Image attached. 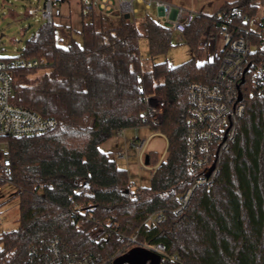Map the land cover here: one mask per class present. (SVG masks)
I'll return each mask as SVG.
<instances>
[{"label":"trees","instance_id":"1","mask_svg":"<svg viewBox=\"0 0 264 264\" xmlns=\"http://www.w3.org/2000/svg\"><path fill=\"white\" fill-rule=\"evenodd\" d=\"M172 1V0H167ZM264 0H231L216 11H199L181 33L191 49L175 65L142 66L138 39L145 37L151 55L165 53L172 29L143 11L116 20L94 13L83 20L80 43L61 46L55 25L41 23L17 56L41 58L32 68L12 71L11 101L43 116H54L49 132L3 137L8 143L10 182L17 199L18 224L0 231V264H21L32 246L57 236L78 253L109 256L122 241L110 230L137 233L138 240L162 242L178 264H264V91L248 95L245 110L229 147L220 155L211 187L198 188L181 212L180 194L194 176L186 169L187 87L191 81L211 83L218 61L198 62L199 47L214 42L220 18L233 8L255 15ZM208 37V38H206ZM214 47V46H213ZM264 61V49L250 58ZM47 68L30 79L35 69ZM164 102L161 120L147 115L145 96ZM150 124L165 136L166 157L151 169L148 186L131 189L127 170L101 149V144L127 128ZM148 153V165L158 162ZM156 210L166 213L156 226L143 223Z\"/></svg>","mask_w":264,"mask_h":264},{"label":"built area","instance_id":"2","mask_svg":"<svg viewBox=\"0 0 264 264\" xmlns=\"http://www.w3.org/2000/svg\"><path fill=\"white\" fill-rule=\"evenodd\" d=\"M71 0H31L27 16H34L42 23H55L63 16V7L70 6ZM81 18L89 20L94 13L104 16H117L133 19L139 14V8L150 12L155 10L159 21L168 23L172 31L180 34L185 30L198 11L192 6L175 4L167 0H75ZM240 10L233 8L230 13L220 18V26L214 37L211 58L218 61L217 70L211 83L191 81L187 87V135H186V169L194 179L178 198L175 211H183L189 204L194 192L201 187H211L218 176L220 155L234 140L238 122L242 117L245 104L243 102L242 85L246 81L247 94H261L264 91V61L254 62L250 58L256 48L264 49V3L258 6V12L248 17L241 16L236 24L233 16H240ZM255 24V27L252 26ZM205 52L206 46L199 47ZM44 62L41 58L12 56L0 57V178L7 179L10 173L9 148L3 137L14 135H34L49 132L57 125L54 116H43L37 111L16 105L11 101L12 71L16 68H32ZM240 93V97H239ZM147 115L152 122L162 116L164 102L155 95L145 96ZM122 132V131H120ZM149 140L135 143L141 164H145V146ZM166 151V149H165ZM151 169H155L163 159ZM119 158H126L127 152L119 151ZM213 168L207 174L208 169ZM166 218L163 210L149 213L143 223L150 226L161 224ZM117 224L113 223L109 233L117 236L122 245L109 256L100 252L78 253L70 249L57 236L42 240L39 245L32 246L27 259L21 264H116L115 259L123 256L133 247L144 248L159 257L157 264H178L176 254L169 253L162 242L144 243L137 238V233L125 235L117 232ZM149 260L145 262L148 264ZM119 264H130L121 262Z\"/></svg>","mask_w":264,"mask_h":264},{"label":"rangeland","instance_id":"3","mask_svg":"<svg viewBox=\"0 0 264 264\" xmlns=\"http://www.w3.org/2000/svg\"><path fill=\"white\" fill-rule=\"evenodd\" d=\"M31 0H0V57L17 56L25 47L26 40L31 37L33 32L37 30L41 21L35 20L34 16H27L26 10L30 5ZM231 0H172L175 4L190 5L194 4L196 8H201L206 13H212L224 2ZM69 14L61 16L55 20V41L61 46H66L72 40L80 43V29L82 18L79 13L75 0L70 1ZM189 7V6H188ZM139 14L143 12L142 7L139 8ZM258 12V11H257ZM155 19L159 20L155 10L149 12ZM138 14V15H139ZM107 17V16H106ZM111 19H119L117 16H110ZM255 27V24H252ZM208 38V37H206ZM170 46L165 53H157L151 55L148 48V41L145 37L138 39L139 54L142 66L145 69L151 67L155 62L166 61L169 65H175L191 57L192 52L189 46L183 41L181 34L176 31L171 32ZM206 51H198L196 60L201 62L207 57H211V52L214 46L212 40H207ZM202 46V45H201ZM47 68H38L29 74V78L40 76ZM154 123H159L161 117ZM115 133L109 142V155L115 159L116 163L126 168L128 180L131 184V189L135 190L144 186H148L151 178L152 164L143 165L139 161L138 148L131 145V141L135 143L149 140L145 146V155L149 152H156L160 159L163 151L167 146L165 136L159 132H154L150 124H145L137 129L127 128L123 133L118 135ZM101 147H104L102 144ZM127 152L126 158H119L114 155L117 151ZM166 151L163 159L166 157ZM15 192V187L10 182H5L0 187V231L15 228L18 224V208L17 199L11 196Z\"/></svg>","mask_w":264,"mask_h":264},{"label":"water","instance_id":"4","mask_svg":"<svg viewBox=\"0 0 264 264\" xmlns=\"http://www.w3.org/2000/svg\"><path fill=\"white\" fill-rule=\"evenodd\" d=\"M124 17L128 18V14H125ZM165 25L168 26V23H165ZM145 164H148V155H145ZM213 166L214 165L208 169L207 174L211 171ZM147 260H149L148 264H157L159 257L144 248L133 247L129 249L123 256L115 259V263L119 264L121 262H128L130 264H145Z\"/></svg>","mask_w":264,"mask_h":264},{"label":"crops","instance_id":"5","mask_svg":"<svg viewBox=\"0 0 264 264\" xmlns=\"http://www.w3.org/2000/svg\"><path fill=\"white\" fill-rule=\"evenodd\" d=\"M184 5H186V4H184ZM187 6H192V7H194V9L196 10V11H202L201 10V8L199 9V8H196V6H194V4H190V5H187ZM69 7L68 6H64L63 7V16H66V15H68V17H70V14H69ZM202 12H204V11H202ZM121 133H123V131L122 132H119V134L118 135H120ZM162 135V134H161ZM109 142H111V138L110 139H108L107 141H105V142H103L102 144L104 145V147H101L102 146V144H101V149L103 150V151H105V152H107L108 154L109 153H112L109 149H110V146H109ZM131 143V145H133L132 143H133V141H131L130 142ZM119 151H121V150H119ZM119 151H117L116 153H114V155L116 156V157H118L117 155V153L119 152ZM113 157V156H112Z\"/></svg>","mask_w":264,"mask_h":264}]
</instances>
